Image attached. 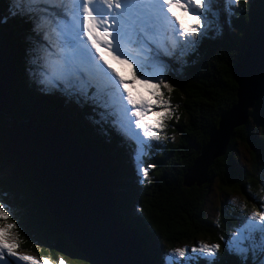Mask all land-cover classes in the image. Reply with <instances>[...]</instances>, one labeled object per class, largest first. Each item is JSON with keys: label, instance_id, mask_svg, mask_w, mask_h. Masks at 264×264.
I'll return each mask as SVG.
<instances>
[{"label": "trees", "instance_id": "trees-1", "mask_svg": "<svg viewBox=\"0 0 264 264\" xmlns=\"http://www.w3.org/2000/svg\"><path fill=\"white\" fill-rule=\"evenodd\" d=\"M8 8L9 0H0V16L7 15ZM214 8L220 13L222 32L218 35L209 33L197 47L188 46L182 57L164 58L169 61L165 78L172 91L167 89L163 94L170 99L173 115L168 118L165 141H144L142 162L151 166L153 176L148 184L138 182L133 166L135 142L126 141L125 136L114 130V116L101 120L100 113L109 112L110 108L100 107L83 97L77 103L76 96L68 97L59 90L42 92L40 85L29 76L30 69L35 67L29 63L30 49L34 47L29 39L34 37L31 24L19 17L0 24V40L3 41L0 47L10 55L11 71L8 88L11 111H0V190L8 193L5 203H11L16 213L10 214L8 223L17 225L13 231L18 235L17 251L57 264L59 249L73 256L72 264H93L58 229V214L52 209L48 211L50 208L44 195L48 183L38 178L42 173H36L28 163L31 164L33 157L29 153L34 154L33 148L24 150L27 156L20 155L28 160V167L16 154L3 147L5 130L11 119L18 124L27 123L31 129L42 125L50 130H65L71 141L85 149L94 151L98 148L99 165L110 181L115 219L139 239L140 249L144 248V264H165L163 246L166 243L172 245L195 236L219 245L214 257L216 264H241L236 255L229 254L226 241L218 235L224 223L229 225L233 219L241 217L240 209L229 206L227 215L230 216H220L216 225L206 216L203 207L215 185L223 196L236 191L244 197L246 204L259 208L260 196L264 193V81L262 91L245 108V118L239 119L243 122L231 129L222 152L212 156L206 165L199 184L185 185L183 180L220 115L238 103L236 91L246 106L260 89L264 73L263 39L259 37L253 41L259 42L263 50V55L257 56V61L263 58L262 64L257 67L256 61L255 72L253 67L250 70L249 67H236L246 50V42L257 32L264 31V0H238L230 5V11L226 0H217ZM200 35L195 40H200ZM258 52H261L259 48L251 53ZM0 76L3 77L1 67ZM240 84L245 90L246 103L239 92ZM87 91L91 95L96 88L93 86ZM69 106L72 109L77 106V111L70 112ZM170 134L174 137L169 138ZM239 146L247 150L251 166L236 163ZM15 151L21 152L20 149ZM65 177L71 175L65 174L61 179L53 177L55 181L50 182L60 201L78 216L102 221L107 212H100L98 206L104 204L100 200H103L104 192H90L88 186L84 187V172H77L68 180ZM86 180L89 182V175ZM59 181H68L65 189ZM97 185L99 188L104 186L101 180ZM89 210L94 217H90ZM61 224L69 223L62 219ZM250 260L248 264H252ZM191 264L205 262L203 259L192 260Z\"/></svg>", "mask_w": 264, "mask_h": 264}, {"label": "snow or ice", "instance_id": "snow-or-ice-1", "mask_svg": "<svg viewBox=\"0 0 264 264\" xmlns=\"http://www.w3.org/2000/svg\"><path fill=\"white\" fill-rule=\"evenodd\" d=\"M236 2L238 0H226L228 11L231 10L230 5ZM216 3L217 0H9L8 14L0 16V24L17 17L31 24L34 37L29 39L34 47L30 49L29 63L35 67L30 69L29 76L40 85L42 92L59 90L68 97L77 96V103L80 102L79 97H83L100 107L112 109L100 113L101 120L116 117L112 123L117 125V131L125 136L126 141L135 142L133 160L138 173L142 172L143 178L147 179L148 169L142 164L144 140L131 125L142 130L143 137L148 140L162 139L157 130L162 131L166 127L165 119L173 115L170 99L165 98L161 91V87L172 91L163 79L169 67V61L164 58L182 57L189 45L197 47L209 33L218 35L222 32L220 13L214 8ZM94 4L97 5L95 8ZM100 4L108 11H103ZM113 8L118 11L113 12ZM177 8L183 10L190 24L175 15ZM194 8L202 11H194ZM169 13L175 16V20ZM202 26L204 31L200 40H186L188 36L200 34ZM51 34L56 36L55 41L50 39ZM124 48L136 55H128L122 51ZM105 55L129 67L135 64L137 67L132 82L140 79L142 84H150V98L134 99L126 87L130 82L111 67ZM146 66L159 75L148 74ZM93 86L96 92L90 96L87 89ZM121 88L123 92H120ZM124 99L126 105L123 104ZM154 107L160 111H153ZM149 113L152 120L146 123L145 117ZM131 117L136 119L132 121ZM140 182L143 183V179ZM7 196L6 191L0 190V261L5 264H51L47 258L40 261L29 255H18V235L13 232L17 225L8 223L10 214L16 213L11 203H5ZM237 232L239 235L230 238L226 245L229 254L236 255L241 264H248L250 258L252 264H264V212L253 211ZM218 250L219 245L193 247V253L205 255H189L184 264L200 259L205 264H216L214 257ZM5 254L15 257V261H7ZM176 256L184 258L186 249H176L173 254L166 255L165 264H179ZM59 264H65V261L61 259Z\"/></svg>", "mask_w": 264, "mask_h": 264}, {"label": "water", "instance_id": "water-1", "mask_svg": "<svg viewBox=\"0 0 264 264\" xmlns=\"http://www.w3.org/2000/svg\"><path fill=\"white\" fill-rule=\"evenodd\" d=\"M260 35L264 36V31L257 32L256 35L252 36V38H250L246 42V50L244 51L242 58L239 60L238 66L242 62H247L248 59H251L255 56V54L251 53L246 58L250 43L257 40ZM256 43L258 44V48L261 50V52H263L261 48L262 45L259 42ZM263 81L264 73L260 80L261 85L259 91L250 100V102L246 104V106L241 103L239 99V94L236 91L238 103L236 102L235 105L229 111L223 112L220 115L215 128L208 135L206 143L200 148L198 155L193 160L191 166L189 167V169H187L186 173L184 174L183 183L185 185H190L192 182H196V184H199V182L203 179L206 165L215 155H218L220 152H222V150L224 149V144L226 143V140L231 132V129L234 126L243 122V119H239L245 118V108L251 105L252 102L257 98L259 93L262 91ZM244 91V87L240 84L239 92L242 96L243 101L246 103ZM240 108L242 110V114L239 118L235 119L234 117H236L239 113L236 111H238V109ZM0 111L3 113H10L11 109L6 112L0 108ZM17 124L18 122H15L13 119L9 121L6 127L7 130H5L2 145L5 149L7 148L10 153L16 154V156L23 160L27 165L26 161L19 155L27 148V146L21 141H15L14 138L18 135L12 133L14 127ZM220 135H222V138L220 137ZM14 148L20 149L21 152H16ZM201 158L204 159L202 163V179H197L195 177L190 178L191 174L188 177L187 175L191 171H193V169L196 167L197 163L200 161ZM83 165L85 167H88V170L90 171L95 170V166L91 165L86 160L85 162H83ZM99 166L102 168L101 165ZM31 172L32 174L34 173L32 170ZM89 177V184L91 185V187H89V191H97L99 193L104 192V198L103 200L102 198L100 200L103 201L105 205V211L107 212L106 217L102 221L96 222L91 221L90 219H85L83 216H78L76 213L68 209L65 206L64 201H60L59 197H49V194L45 192L46 189L44 188L45 198L48 202L47 206L48 208H50L48 211L51 212L52 209L59 214L58 219H56V221L59 222H56L58 229L66 236L70 244L77 247L83 253V255L87 259H89L93 264H144V254L140 250L139 239L133 235V232L124 229L123 226H121V224H119L115 219L112 209V192L110 191L111 189H109V179L105 177L103 179L104 186L102 188H99L97 187L98 185L96 177L91 174H89ZM62 219H64L69 224H61Z\"/></svg>", "mask_w": 264, "mask_h": 264}, {"label": "rangeland", "instance_id": "rangeland-1", "mask_svg": "<svg viewBox=\"0 0 264 264\" xmlns=\"http://www.w3.org/2000/svg\"><path fill=\"white\" fill-rule=\"evenodd\" d=\"M194 11H202L201 9L199 8H194L193 9ZM175 15L176 16H179L181 18V20H183L186 24H190L191 21L188 19L187 16L184 15L183 13V10L182 9H178L177 11H175ZM171 17L172 19L174 20L175 16H172L171 14ZM176 28L178 29L179 28V24L177 23L176 24ZM204 31V26L201 27V31H200V34ZM200 34H198L197 36H188L186 38V40L188 41H193L195 40ZM260 38L263 39L264 36L263 35H260ZM264 40V39H263ZM0 43L2 44L1 40H0ZM183 43V41H182ZM191 46V45H189ZM250 47L253 49V50H256L258 49V44L255 43V42H252L250 43ZM262 48V47H261ZM259 54H262L263 55V52H258L257 54H255V56L251 59H246L247 62H242L237 68L239 69H243V68H247L249 67V70L250 68L252 69L253 67V71L255 72V68H256V61H257V56ZM130 56H135V52L134 53H130L129 54ZM1 56V55H0ZM168 58H170L171 56H166ZM7 59L4 60V59H1V62L3 64V66H5L7 64V61L9 62L10 61V55H7L6 57ZM172 58V57H171ZM174 58V57H173ZM105 59L108 60L109 64L110 62L112 63H116V62H120L118 60H113L111 57L105 55ZM261 60L263 59L262 57L260 58ZM129 63H131V61H129ZM259 61H257V67L259 66ZM245 65V66H244ZM136 65L133 64L132 67H129L128 64H124L123 66V69H124V72L126 73L127 77L129 78L128 81L130 83L127 84V86L129 88H131L132 90V96L134 99H137V100H146V99H149V90L151 88V85H144L140 82V79H137L135 82H132V76H133V72L136 70ZM105 69L107 70V66H105ZM114 69V68H113ZM146 71L148 72V74L150 75H159L158 73H154L151 68H148L146 66ZM167 71V70H166ZM166 71L164 73V82L167 83L166 81ZM109 74H112L111 72H109ZM137 76H139V72H137ZM4 90V86H3V79L2 77L0 76V100H1V103H0V107H3V110L8 112L10 110V105L6 102L5 100V93L3 92ZM167 89L161 87V91L162 92H165ZM113 91V90H112ZM127 95V94H126ZM125 95V96H126ZM77 99V96L75 97ZM79 99H81V97H79ZM124 104L126 105L127 104V101L126 99H124ZM9 105V106H8ZM129 109L131 108L130 105L127 106ZM70 108V112H76L77 111V106L72 109L71 106H69ZM109 109V108H108ZM84 110V108H82V111ZM104 110V109H103ZM110 110L112 111V109L110 108ZM153 111H160V109L158 107H154L153 108ZM236 112H239L238 115L236 117H234L235 119L236 118H239L242 114V110L241 108L238 109V111ZM260 117V116H259ZM136 118L135 117H131V120L134 121ZM152 120V117H151V113H149V115L147 117H145V122L146 123H150ZM233 120V119H232ZM10 121V120H9ZM165 124H166V127L160 131V130H157L159 132V134L162 136V139L160 140H157L159 142H163L167 139V134H168V131H167V127H169L168 125V118L165 119ZM20 124H21V127H20ZM133 130L136 131V132H139L140 135H141V139L146 141V142H152L153 140H148L147 138H144L143 135H142V130L140 129H135V125L132 124L131 125ZM37 127H41L42 131L45 130H48V131H52L53 135H56V136H59L61 137V144L60 146L57 148L58 151H62L64 150V143H62L64 141V138L65 139H69L68 137V134L65 130H50V129H47L46 127L42 126V125H38L36 126L35 128ZM30 128L28 126L27 123H19L17 124L15 127H14V130L12 131L13 134H17V135H20L21 133H24V132H27L29 131ZM31 129V128H30ZM34 129V128H33ZM50 134V133H49ZM222 134V133H221ZM222 135H220L221 137ZM174 137V134H170L169 135V138H173ZM222 138V137H221ZM71 141V140H70ZM220 141V140H219ZM71 143L73 144V146H71V154L73 156L74 159H71L69 158L70 160H84L85 158V155L87 156V154H85V147H82L80 145H78L76 142H73L71 141ZM14 150H16L14 148ZM92 152V154L94 155V157L96 156L97 157V152H98V148H95L94 151L90 150ZM19 155H22V156H27V153L25 151L21 152V154ZM49 159V157H48ZM98 159V157H97ZM203 160L204 159H200V161L197 163L196 167L193 169V171H191L187 176L189 177L190 174V178L192 177H195L197 179H200L201 178V175H202V163H203ZM235 160H236V163L239 164V165H245L246 167H249L251 166V159L249 157V154L247 152V150L245 149V147L243 146H239L238 147V150L235 154ZM45 164V163H44ZM143 164V167L144 168H147L148 169V178L147 179H144L143 178V173L142 172H139L137 171V166H136V163L134 162L133 163V166L136 170V173L139 177L138 179V182L141 183L140 181L143 179V183L144 184H148L149 182H151L153 176H152V173H151V166L150 165H146L142 162ZM98 165H99V161H98ZM74 166V165H73ZM76 168V166H74ZM36 170H38L37 167H35ZM88 170L84 165L83 163H81L80 167L77 169H74V175L79 172V173H85V171ZM70 172V171H69ZM69 172H65V173H69ZM93 173V171H91ZM71 173V177L73 176L72 172ZM90 173L91 175L94 176V174ZM102 176L98 177L96 176V179L97 181H99L100 183V180L101 179H104L106 176H105V173H104V170H102ZM38 178H40L43 182H46L48 183V190L46 189V193L49 194V197H53V198H56L57 195L55 194V191L51 189V183L50 182H54L55 180L53 179V173L51 171L47 172V173H42L41 175H38L37 176ZM71 177H65L64 179L65 180H68V179H71ZM102 177V178H101ZM102 181V180H101ZM60 184H61V187H63V189H65L64 185H67L68 184V181H66V183H61V181H59ZM213 189L212 191L209 193L206 201H205V204H204V211H205V214L206 216L211 220L213 221L214 223H216L217 225V222L219 221V218L220 216H223V217H229L230 215H227L229 213V206H234L236 208H239L240 209V212L242 213L241 217L238 218V219H233V221L229 224V225H223L224 228H222V230H220L218 232V235L220 237V239H224L226 241V245L229 241L230 238L232 237H236L239 235V233L237 232V229L238 228H241L242 227V222L246 221L252 214L253 211H261V212H264V193H261V196H260V199H261V203H259V208H257L255 205H249V204H246L245 201H244V197L239 193V192H236V191H233V192H230L229 194L223 196L217 189H216V186L213 185L212 186ZM45 195V194H44ZM45 201V200H44ZM99 211L100 212H105V205L104 204H101L99 205ZM139 210V207L137 208ZM88 211V210H87ZM93 212H90L89 210V215L90 217H94V215H92ZM88 219V218H86ZM253 223H259L258 221H253ZM14 231V230H13ZM226 237V238H224ZM201 244H207L209 246L211 245H216L214 242H210L208 239H203L202 237L200 236H195L194 238H189V239H183V240H180L172 245L170 244H167L163 246V258H164V261H165V256L166 255H170V254H173L175 252L176 249H180V248H183V249H186V256L184 258H181L179 256H176L175 259L177 261H179V264H184V261L188 258L189 255L193 256V257H198V256H203L205 255L204 253H199V252H196V253H193L192 252V248L193 247H196V248H199ZM18 249H16L17 251ZM142 252L144 250V248L140 249ZM20 252V251H17L18 255H29V256H32L34 258H36L35 256H33L31 253H28V252ZM63 253V254H62ZM57 254L60 258L58 259H63L65 261V264H72V259L73 256L67 252V251H61V250H57ZM7 258H11V261H15V257H8L6 256ZM37 259V258H36ZM44 258L42 259H37V260H40L42 261ZM251 259V258H250ZM59 260V261H60ZM59 261L57 264H59ZM251 261V260H250ZM22 263V262H21ZM0 264H5L4 261H0ZM51 264H53L51 262ZM80 264V263H79Z\"/></svg>", "mask_w": 264, "mask_h": 264}, {"label": "bare ground", "instance_id": "bare-ground-1", "mask_svg": "<svg viewBox=\"0 0 264 264\" xmlns=\"http://www.w3.org/2000/svg\"><path fill=\"white\" fill-rule=\"evenodd\" d=\"M2 41V40H1ZM3 42V41H2ZM3 46V45H2ZM253 49L249 45L248 52L246 54V58L251 54ZM0 61L1 59L6 60L7 58V52L4 47H0ZM259 63L262 64V60L258 59ZM245 66V65H244ZM1 72L3 73V86L5 93V100L8 102L9 98V77L11 75V71L9 70V62L7 61V64L3 66L0 62ZM254 72V71H253ZM1 103V100H0ZM9 106V105H8ZM3 109V107H0ZM29 131L21 133L17 137L14 138L15 141H21L27 146V150L33 148V153H29V155L33 158H36L37 160L30 158V162L26 160L29 165L35 170L36 173H47L51 171L53 173V177L57 179H61L63 175H71L70 172L74 175V169H78L80 167V162L83 163V160H70L74 159L71 154V146L73 144L71 143L70 139H65L62 143H64L63 147L64 150L58 151L57 148L61 144V137L53 135L52 132H49L48 130L42 131L40 128L30 129ZM50 133V134H49ZM85 154L87 156L84 158V160L89 161L91 165H95V171L98 172V177L102 176V168L98 165V159L97 157L92 154V152L89 149L85 150ZM49 157V159H48ZM45 163V164H44ZM76 166V168L74 166ZM38 170H36V168ZM88 169V167H86ZM90 168V166H89ZM70 171V172H69ZM69 172V173H65ZM90 174V170L85 171V186L84 187H91L89 182L86 180V177ZM81 185V184H80ZM78 186L79 188H82V186ZM54 211V210H53ZM56 212V211H55ZM57 213V212H56ZM58 214V213H57ZM59 217V214L57 215Z\"/></svg>", "mask_w": 264, "mask_h": 264}, {"label": "clouds", "instance_id": "clouds-1", "mask_svg": "<svg viewBox=\"0 0 264 264\" xmlns=\"http://www.w3.org/2000/svg\"><path fill=\"white\" fill-rule=\"evenodd\" d=\"M86 150V149H85ZM87 161V160H86ZM97 193H99V192H97ZM99 207V206H98Z\"/></svg>", "mask_w": 264, "mask_h": 264}]
</instances>
